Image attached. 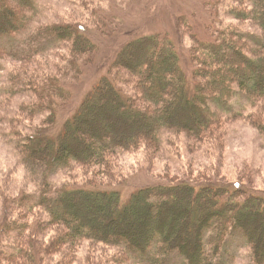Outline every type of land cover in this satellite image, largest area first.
Returning a JSON list of instances; mask_svg holds the SVG:
<instances>
[{
  "label": "trees",
  "instance_id": "obj_1",
  "mask_svg": "<svg viewBox=\"0 0 264 264\" xmlns=\"http://www.w3.org/2000/svg\"><path fill=\"white\" fill-rule=\"evenodd\" d=\"M250 2L253 7L248 9L238 3L233 14L256 21L264 31V0ZM36 10L37 0H0V40L30 33L44 37V42L53 38L70 41L76 56L73 65L94 56L98 45L85 26L40 24ZM196 40L195 81L171 36H145L128 44L113 72L129 70L136 77L137 95L128 94L114 77L107 76L58 134L51 129L59 121L63 104L57 106L55 101L58 96L67 97L59 84L62 79L30 74L29 85L48 102L35 103L33 113L52 109L48 123L53 126L34 134L15 130L24 162L48 175L76 163L105 165L121 150H137L150 142L161 147L166 129L205 140L225 120L212 102L229 104L237 86L255 105L264 99V36L253 46L243 32L231 28L217 32L215 40ZM39 42L43 41L35 45ZM234 48L232 54L229 50ZM38 57L28 55L25 61ZM229 67L240 75L231 78ZM122 123H131L134 129L122 128ZM42 187L37 205L31 207L34 200L29 195L19 202L29 212L43 209L51 219L39 230L27 221L28 213L4 225V235L14 230L13 225L18 226L15 231L21 240L34 239L35 234H29L36 230L38 252L22 245L15 247L14 255L31 264L50 263L45 253L54 249V244L77 247L88 241L138 251L150 264H168L176 254L184 255L188 264H220L235 228L246 232L257 262L264 263V196L243 182L234 189L217 183L159 184L137 191L130 199L119 190L73 185L54 189L49 180ZM54 226L67 229L58 240L50 242L40 235Z\"/></svg>",
  "mask_w": 264,
  "mask_h": 264
},
{
  "label": "rangeland",
  "instance_id": "obj_2",
  "mask_svg": "<svg viewBox=\"0 0 264 264\" xmlns=\"http://www.w3.org/2000/svg\"><path fill=\"white\" fill-rule=\"evenodd\" d=\"M240 1L242 4L238 0H37V23L85 26L98 45L94 56L78 65H73L76 56L70 41L53 38L44 42V37H33L30 33L0 40V264H31L24 257L14 255L19 245L38 252L36 230L51 217L37 206L35 212H29L19 201L29 195L34 200L31 207L37 205L47 180L54 189L73 185L119 190L126 199L149 186L178 182L217 183L231 189L243 182L246 188L264 196V99L255 105L238 86L229 104L212 102L225 120L209 138L202 140L188 132L166 129L161 147L150 142L137 150H121L105 165L76 163L47 175L24 162L15 131L34 134L53 126L48 123L53 117L52 109L40 108L43 112L33 113L35 103L48 102L29 85L32 73L62 79L59 84L67 97L56 99L57 106L63 104L59 121L51 129L58 134L107 76L114 77L128 94L137 95L136 77L129 70L113 71L125 47L139 38L156 34L171 36L194 81L197 38L209 42L215 40L217 32L237 28L253 46L261 43L262 27L254 20L234 16L233 8L238 3L246 9L253 7L250 0ZM37 41L43 42L35 45ZM229 51L233 54L235 48ZM35 54L39 57L25 61V57ZM229 71L231 78L240 75L232 67ZM121 126L134 129L131 123ZM27 213V221L36 224V230L29 234H35L34 239L21 240L15 225L14 230L4 235L7 221L14 222ZM66 230L54 226L40 235L52 242ZM45 256L48 264H150L138 251L90 241L77 247L54 244V249L50 248ZM219 263L264 264L257 262L242 228L232 232ZM168 264L188 263L184 255L176 254Z\"/></svg>",
  "mask_w": 264,
  "mask_h": 264
}]
</instances>
